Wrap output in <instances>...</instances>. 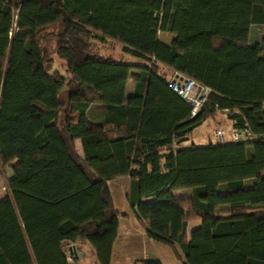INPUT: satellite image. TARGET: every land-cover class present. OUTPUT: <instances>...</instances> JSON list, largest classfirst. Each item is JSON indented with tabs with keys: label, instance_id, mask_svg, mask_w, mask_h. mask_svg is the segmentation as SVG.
I'll return each instance as SVG.
<instances>
[{
	"label": "trees",
	"instance_id": "trees-1",
	"mask_svg": "<svg viewBox=\"0 0 264 264\" xmlns=\"http://www.w3.org/2000/svg\"><path fill=\"white\" fill-rule=\"evenodd\" d=\"M253 26L264 30V0H0V166L14 174L0 264H68L65 245L79 241L111 264L108 183L122 176L133 215L182 264H264V142L181 148L224 111L234 129L264 134V31L250 45ZM55 27L65 74L45 55ZM161 33L175 35L170 46ZM107 39L145 64L106 55L96 41ZM166 68L212 90L197 116ZM92 105L102 123L89 120ZM184 189L192 197L176 196Z\"/></svg>",
	"mask_w": 264,
	"mask_h": 264
},
{
	"label": "crops",
	"instance_id": "crops-1",
	"mask_svg": "<svg viewBox=\"0 0 264 264\" xmlns=\"http://www.w3.org/2000/svg\"><path fill=\"white\" fill-rule=\"evenodd\" d=\"M263 31V28L259 26H253L251 28L249 37L250 45L260 43L263 37ZM162 34L165 40L168 39L170 41L169 43H167L163 40V43L170 46L175 39V35L169 33H161V35ZM127 56L124 59H117L121 62H128L132 65L145 64V62H143L142 60H139L132 56H128V58ZM166 70L171 71L169 68H166ZM137 73V70H133L131 72V78L129 79L126 87L127 98H129L134 92L135 82L133 81V77L137 75ZM87 116L93 123H102L105 117V110L101 105H92L87 112ZM222 116L225 117V120L222 118ZM210 122L212 124L211 126L209 125V135L212 129L216 127L224 126L229 130L234 127V122L229 119L228 111L219 112L215 119H209L203 125ZM209 135L207 134L205 140H203L202 142H197L194 136H192L188 141L184 142L181 145V148L188 149L192 147L208 146L210 144ZM75 145L77 154L81 158H84V151L81 140L77 139L75 141ZM13 175L14 174L12 171L11 178L13 177ZM108 185L114 200L115 210L119 214V229L116 241L112 249L111 264H144L151 261H157L161 264H182L177 259L176 255L170 247L149 238L145 229L133 215L130 209V205L127 201V196L130 193L132 185L131 178L128 176L118 177L110 181ZM117 194H124L126 204L125 202L123 204L117 203ZM175 194L176 196L182 198H190L192 197V190L184 189L175 192ZM201 226L202 221H190L187 225V233L190 234ZM76 245L79 251H82L83 254H86V256L88 255L84 260H79V264H98L95 252L87 241H79L76 243ZM176 248L179 251V247L176 246Z\"/></svg>",
	"mask_w": 264,
	"mask_h": 264
},
{
	"label": "built area",
	"instance_id": "built-area-1",
	"mask_svg": "<svg viewBox=\"0 0 264 264\" xmlns=\"http://www.w3.org/2000/svg\"><path fill=\"white\" fill-rule=\"evenodd\" d=\"M168 87L181 96L191 106V116L195 117L207 103L212 90L176 71H171ZM210 142L215 146H225L238 143L264 142V134L255 133L251 128L225 130L217 128L210 136ZM11 177V176H10ZM0 200L10 194L11 190L5 180L4 175L0 174ZM65 255L68 264H78V260L87 258L86 254L79 251L77 245L69 242L65 245ZM83 255V256H82ZM85 255V256H84Z\"/></svg>",
	"mask_w": 264,
	"mask_h": 264
},
{
	"label": "rangeland",
	"instance_id": "rangeland-1",
	"mask_svg": "<svg viewBox=\"0 0 264 264\" xmlns=\"http://www.w3.org/2000/svg\"><path fill=\"white\" fill-rule=\"evenodd\" d=\"M64 30H65L64 27L52 28L46 33V35L43 39L44 47H45V55H46L47 59L48 60L53 59L55 61L54 70L55 71L59 70L63 74H65V72H64V68H63L62 63L57 58V49H58L59 40L64 38V35H65ZM159 36H160L159 39L162 42H163V40H164V42H167V43L170 42L168 39H166V40L164 39L163 34L162 35L160 34ZM96 44L99 47L101 46V47L105 48V50H106L105 53L107 52L106 55H112L118 59H124V58H126L127 55L131 56L127 53H124L122 44L117 42V41H113V40H109V39H107L106 41L97 40ZM222 118L225 120L224 116H222ZM211 124H212L211 122L206 123L205 125H202L198 130L195 131L193 136L197 142H202L203 140H205L206 135L207 134L209 135V131H210L209 125L211 126ZM217 128H222V129H225L227 131L229 130V129H226L224 126L216 127L214 129H212L209 136H211L213 130H215ZM0 174L4 175L5 180L8 183L9 179L11 178L10 176L12 175L11 167L10 166H6V167L0 166ZM2 182L3 181L0 180V184ZM124 202L126 204L124 194H117V203L123 204Z\"/></svg>",
	"mask_w": 264,
	"mask_h": 264
}]
</instances>
